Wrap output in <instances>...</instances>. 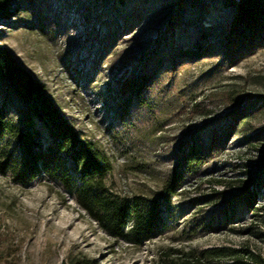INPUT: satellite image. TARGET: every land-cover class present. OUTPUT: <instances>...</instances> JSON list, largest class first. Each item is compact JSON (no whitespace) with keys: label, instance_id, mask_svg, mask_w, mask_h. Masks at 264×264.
<instances>
[{"label":"rangeland","instance_id":"rangeland-1","mask_svg":"<svg viewBox=\"0 0 264 264\" xmlns=\"http://www.w3.org/2000/svg\"><path fill=\"white\" fill-rule=\"evenodd\" d=\"M10 1L0 46L112 158L107 182L119 194L153 196L193 134L208 143L239 107L244 117L222 150L184 172L167 230L141 245L113 239L46 177L22 187L0 175V264H181L220 246L264 257V188L258 210L238 206L217 223L224 200L264 169V42L226 49L235 4L189 0L176 17L177 0ZM141 73L139 92L120 89Z\"/></svg>","mask_w":264,"mask_h":264},{"label":"trees","instance_id":"trees-1","mask_svg":"<svg viewBox=\"0 0 264 264\" xmlns=\"http://www.w3.org/2000/svg\"><path fill=\"white\" fill-rule=\"evenodd\" d=\"M188 1L177 0L176 17ZM224 1L235 4L226 31V49L237 52L264 42V0ZM10 9V0H0V16ZM146 75L130 77L121 82L120 89L132 94L139 92L147 81ZM243 117V107H239L225 131L213 130L208 143L199 134H193L190 143L179 149V161L153 196L122 195L107 182L113 169L112 158L96 142L83 137L50 97L46 84L0 46V175L22 187L46 177L60 187L64 198L70 196L101 230L118 241L141 245L163 234L174 213L173 197L184 184V172L201 165L209 154L222 150L230 130ZM261 188L264 169L250 181H241L238 193L224 200L217 223L233 222L238 206L250 214L258 210ZM64 264L99 263L87 256H68ZM181 264H264V257L248 246H220L192 252Z\"/></svg>","mask_w":264,"mask_h":264}]
</instances>
